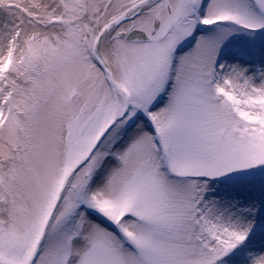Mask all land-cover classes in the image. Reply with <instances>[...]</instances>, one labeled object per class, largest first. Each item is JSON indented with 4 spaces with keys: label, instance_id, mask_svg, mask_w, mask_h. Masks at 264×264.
<instances>
[{
    "label": "snow or ice",
    "instance_id": "obj_1",
    "mask_svg": "<svg viewBox=\"0 0 264 264\" xmlns=\"http://www.w3.org/2000/svg\"><path fill=\"white\" fill-rule=\"evenodd\" d=\"M0 264H264V0H0Z\"/></svg>",
    "mask_w": 264,
    "mask_h": 264
}]
</instances>
